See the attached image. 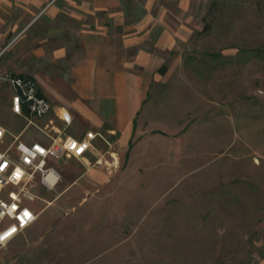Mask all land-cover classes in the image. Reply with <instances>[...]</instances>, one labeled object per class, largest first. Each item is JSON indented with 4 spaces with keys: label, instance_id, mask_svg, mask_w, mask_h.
<instances>
[{
    "label": "rangeland",
    "instance_id": "374dc122",
    "mask_svg": "<svg viewBox=\"0 0 264 264\" xmlns=\"http://www.w3.org/2000/svg\"><path fill=\"white\" fill-rule=\"evenodd\" d=\"M190 1L189 32L166 57L171 70L165 80L148 89L133 140L122 144L114 121L98 129L113 146L96 141L106 159L113 153L121 163L128 158L111 184L110 198L79 206L70 198L77 187L69 189L37 223L56 224L66 207L64 224L82 225L89 212L88 223L110 224V234L122 239L116 248L103 242L77 253L74 247L55 248L49 264H56L60 251L63 264H85L82 257L98 252L99 264L130 248L147 264H264V0ZM6 72L20 76L0 71V126L9 132L0 149L16 136L46 141L12 113L13 92L2 80ZM50 119L64 134L82 130L77 123L65 129L54 114ZM52 165L62 180L53 191L38 188L42 199L55 196L82 171L75 159ZM44 199L29 208L42 210Z\"/></svg>",
    "mask_w": 264,
    "mask_h": 264
},
{
    "label": "crops",
    "instance_id": "0c3cea01",
    "mask_svg": "<svg viewBox=\"0 0 264 264\" xmlns=\"http://www.w3.org/2000/svg\"><path fill=\"white\" fill-rule=\"evenodd\" d=\"M190 11V0H0V71L35 79L54 113L69 112L73 118L71 126L77 123L82 128L66 135L81 139L89 131L100 133L98 129L114 121L122 144H128L133 140L148 89L165 80V71L171 70L165 66L166 57L176 52L185 39L183 35L189 32ZM108 132L113 134L116 130L109 128ZM101 153L96 147L85 158L75 159L81 173L66 182L55 196L43 198L47 204L40 211L28 205L43 200L36 193L43 187L39 181L31 185L36 198L23 202L37 219L0 247V252H4L0 264H18L22 257L24 264H49L47 257L55 248L63 251L74 247L77 253L80 248H95L102 242L105 247L118 246L117 240L122 238L110 234L111 225L98 227L88 223L87 217L92 214L89 212L79 226L63 223L62 212H69L66 207L58 214L61 217L56 224H37L42 211L69 189L77 187L70 198L79 206L92 199L98 202L110 198L111 184L121 176L128 158L124 163L116 160L114 167L113 159H106ZM100 157L107 161L108 168L95 164ZM99 230H108V234L97 236ZM46 239L53 241L40 246ZM61 251L56 264L66 261ZM98 253L80 261L96 264ZM102 263L148 261L130 248L128 254H115L99 261Z\"/></svg>",
    "mask_w": 264,
    "mask_h": 264
},
{
    "label": "built area",
    "instance_id": "2783aa9c",
    "mask_svg": "<svg viewBox=\"0 0 264 264\" xmlns=\"http://www.w3.org/2000/svg\"><path fill=\"white\" fill-rule=\"evenodd\" d=\"M2 80L13 92L12 113L25 118L28 127L36 128L47 139L44 142H27L21 136H16L10 145L0 149V247L10 243L37 219V215L23 202L24 199L36 198L31 192V185L39 181L44 189L53 191L62 180L61 173L53 163L83 159L96 150L95 143L99 140L113 147L101 133L89 131L81 139L64 134L65 130L54 125L50 116L54 114L66 129L73 123L71 114L67 111L54 113L52 104L41 94L33 79L6 72ZM43 121H48L45 127L38 126L37 123ZM7 134V130L0 126V146L5 144ZM112 156L115 167L116 154ZM95 164L109 167L103 157L98 158ZM50 176L53 177L52 181L49 180Z\"/></svg>",
    "mask_w": 264,
    "mask_h": 264
},
{
    "label": "bare ground",
    "instance_id": "6f19581e",
    "mask_svg": "<svg viewBox=\"0 0 264 264\" xmlns=\"http://www.w3.org/2000/svg\"><path fill=\"white\" fill-rule=\"evenodd\" d=\"M49 180H50V181H52V180H53V177H52V176H50V177H49Z\"/></svg>",
    "mask_w": 264,
    "mask_h": 264
}]
</instances>
